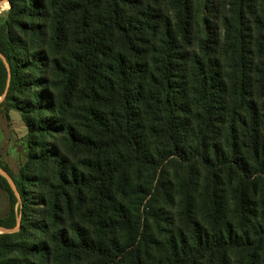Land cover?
Returning <instances> with one entry per match:
<instances>
[{
  "label": "trees",
  "instance_id": "1",
  "mask_svg": "<svg viewBox=\"0 0 264 264\" xmlns=\"http://www.w3.org/2000/svg\"><path fill=\"white\" fill-rule=\"evenodd\" d=\"M9 2L0 264H264V0Z\"/></svg>",
  "mask_w": 264,
  "mask_h": 264
},
{
  "label": "rangeland",
  "instance_id": "2",
  "mask_svg": "<svg viewBox=\"0 0 264 264\" xmlns=\"http://www.w3.org/2000/svg\"><path fill=\"white\" fill-rule=\"evenodd\" d=\"M11 8L9 0L0 1V16H6ZM213 27H217V33L222 34L223 29L220 27V19H211ZM6 93L0 96V102L4 100ZM29 130L24 121L21 113L11 108L9 101H6L0 108V162L7 165L12 171L16 179L22 180L25 175L32 173V168L28 163L31 156L32 148L29 143ZM50 141L54 143L57 142L54 135L50 138ZM84 155L79 154L76 157H71L74 162L78 160L79 157ZM11 177V176H10ZM12 178V177H11ZM13 180V179H12ZM27 189L28 195L32 197V193L36 191L29 187L27 184L23 185ZM17 188V187H16ZM13 190V189H12ZM18 190V189H17ZM19 193V191H18ZM31 193V194H30ZM16 195V194H15ZM18 203L15 205L17 215V224L15 231H19L22 225V216L20 210L22 198L19 193L17 196ZM10 209L9 195L6 191L0 188V217H5L8 215ZM14 231V232H15ZM0 233H2L0 231Z\"/></svg>",
  "mask_w": 264,
  "mask_h": 264
},
{
  "label": "water",
  "instance_id": "3",
  "mask_svg": "<svg viewBox=\"0 0 264 264\" xmlns=\"http://www.w3.org/2000/svg\"><path fill=\"white\" fill-rule=\"evenodd\" d=\"M0 57L3 59V61L5 62L6 66H7V69L9 71V77H10V67H9V64L6 60V58L0 53ZM0 174L3 175L7 181L9 182L11 188L13 189L14 193L19 196V193H18V190L16 188V185L14 183V181L12 180V178L10 177V175L0 167ZM16 230V228H6V227H3V226H0V231L3 233V232H6V233H12Z\"/></svg>",
  "mask_w": 264,
  "mask_h": 264
}]
</instances>
